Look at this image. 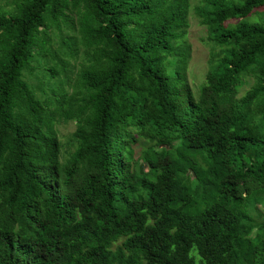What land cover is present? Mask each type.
<instances>
[{
	"label": "trees",
	"instance_id": "16d2710c",
	"mask_svg": "<svg viewBox=\"0 0 264 264\" xmlns=\"http://www.w3.org/2000/svg\"><path fill=\"white\" fill-rule=\"evenodd\" d=\"M188 10L0 0V264H264L247 215L264 205V0L192 8L217 48L196 97ZM49 61L55 87L39 97L25 80ZM67 121L74 148L61 158L55 125ZM139 139L150 146L137 157Z\"/></svg>",
	"mask_w": 264,
	"mask_h": 264
},
{
	"label": "rangeland",
	"instance_id": "374dc122",
	"mask_svg": "<svg viewBox=\"0 0 264 264\" xmlns=\"http://www.w3.org/2000/svg\"><path fill=\"white\" fill-rule=\"evenodd\" d=\"M200 0H189V10L187 14V22L188 27L185 31L184 40L189 45V58L186 65V80L191 89V92L196 97L199 91V87L204 80V75L206 73L208 67V61L210 55L212 53L217 52V48L213 47L211 44L205 41L206 31L205 28L198 25L195 16L193 15L192 8L199 3ZM231 1H240V0H231ZM255 14H250L247 16L244 21L248 23H258L260 19L256 17ZM235 21H228L226 23L227 26H232ZM66 31H62L60 33L51 31L49 34V50L55 53L59 52V46L63 40L66 39L67 36ZM78 48V55L75 60L70 61L72 73L70 74V78L73 79L76 72L80 68L81 63L83 62L82 57V47ZM53 63L49 61L47 64L39 65L35 67V70L32 76L25 80L26 83L33 88L37 96H41V92L46 95H49V90L52 87H55L53 82L48 81L47 74L45 73L44 68L52 67ZM252 78L246 77L244 78V83L238 89L237 97H240L244 94V92L251 86ZM55 130L57 134V139L60 144V156L64 158L68 153L72 152L74 148V143L71 139V134L74 130V122H59L55 125ZM261 130L264 132V123L262 124ZM150 144L143 140L139 139L137 144L134 146L135 156H139L141 152L146 150ZM247 209V215L251 218L253 223L258 230L257 233L264 236V205L257 204L254 208ZM121 239L117 240L113 243L111 248H114L116 245L120 243Z\"/></svg>",
	"mask_w": 264,
	"mask_h": 264
}]
</instances>
